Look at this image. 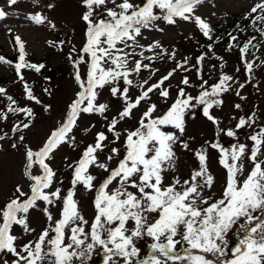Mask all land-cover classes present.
<instances>
[{"label":"snow or ice","instance_id":"obj_1","mask_svg":"<svg viewBox=\"0 0 264 264\" xmlns=\"http://www.w3.org/2000/svg\"><path fill=\"white\" fill-rule=\"evenodd\" d=\"M17 2L18 0H8L9 5ZM109 3L113 7H108ZM202 3L203 0H144L142 4L133 3L132 0H121L120 3L117 0H82L86 9L81 16L86 25V43L78 52L75 48L72 49V52H76L75 59L69 54L75 69L74 79L80 91L68 105L64 121L51 131L38 150L24 145L26 163L23 175L30 182L29 191L26 192L22 185L17 184L8 201L0 207V253L13 257L9 262L0 256V264H73L74 258L83 264L95 246L103 248L106 254L104 264H109L114 256L122 257L124 264H162L156 253L173 261L185 259L175 254L176 246L181 240L189 246L186 249L189 252L186 257L189 264H214L212 259L205 255H194L190 250L219 257L230 251L232 259L224 264H264V158H261L264 157V128L250 137L253 146L247 159L253 166L246 176H243L245 164L242 160L246 145L239 144L226 149L218 143L211 144L212 149L219 150V163L227 172L220 199L209 203V198L203 196L204 189H210L215 181L207 167V153L203 149L194 151L199 167L192 171L190 179L181 182L179 178H175L172 183L164 185L163 173L175 167V145L179 142L183 149H189V144L181 140L185 133L187 111L202 105L203 115L214 125H218L219 121L210 113V109L222 104L219 97L232 86L233 77L230 75L222 73L219 81L210 86V90L205 87L207 82L204 81L201 84L203 90L197 97L187 95L184 89H180L176 100L161 115H154L157 112L155 103L149 104L138 121V127L135 130L125 129V153L113 168H109L107 162H99L98 153L107 147L105 141L108 136L105 132L96 133L94 142L84 148L80 158L67 165L73 172L71 188L67 194L62 196L59 187L54 191L50 190L55 182L56 172L46 161L52 159L60 145H75V136L71 134L80 114L96 113L104 116L108 110V104L97 103L99 90L106 85L110 86L111 95L123 101L122 110L107 125V131L112 133L115 140H119L121 135L116 131L117 125L126 118H131L133 110L138 109L142 101L148 102L150 93L159 91L161 97H169L168 89L162 85L177 69L187 71L185 65L188 59L177 63L175 68L155 83L150 84L148 80H144L139 84V95L132 98L129 89L134 86V81L130 76L150 68V64H145L144 60H153L152 56L144 55L145 50L151 52L159 49L155 56L157 59L165 55L169 59H175L176 56L175 50L169 52L159 41L145 47L137 38L142 35V29H151L158 20L174 25L179 18L194 22L202 34L212 40L211 25L195 14L196 7ZM48 7L53 5L49 4ZM5 16L6 12L0 9V18ZM249 17L253 26L258 21L264 22V0H259L251 7L245 19ZM30 18L37 24L47 22L50 27L55 28V24L39 12ZM157 30L163 32L162 28L157 27ZM257 31L264 37V28H258ZM14 39L19 52L14 69L23 84L25 99L41 104L42 101L34 94L21 70L28 68L39 73L45 65L26 61L23 41L19 36ZM236 39L231 36V40ZM255 40L256 36H252L240 48L242 60L250 48L258 50L257 44L253 43ZM48 43L53 45L55 42ZM63 43L64 41H60L59 45ZM208 47L211 51L212 46ZM136 48L141 51L137 53ZM85 55L88 60H85ZM137 55L140 59H135ZM204 59L205 55L202 54L197 58V64ZM244 62L250 73L253 63L246 60ZM0 63L12 64L3 56H0ZM83 63L88 64L86 79H82L79 70ZM121 80L123 89L119 87ZM181 83L188 85L189 80L184 78ZM239 87L244 85L240 84ZM0 96L8 101L6 111L0 110V120H7L9 113H23L25 116L24 121L11 128L12 133H21L18 140L23 142L25 136L22 132L32 124L33 109L18 106V102L7 94L4 87H0ZM48 107L44 106L45 111ZM254 115L253 113L247 119L239 118L236 128L252 123ZM169 127L177 132L166 131ZM7 135H0V140ZM226 135L233 137L236 133L228 130ZM11 147L16 148L17 144L13 143ZM118 155L119 149L113 147L106 161H112ZM37 166L40 170L38 175L33 174V169ZM92 166L104 170L108 175L96 188L93 201L96 214L89 225L74 196L77 185H83L88 191L95 187L93 181L96 177L89 172ZM114 181L117 186L110 189L109 186ZM130 188L136 191H130ZM38 201L45 205L43 212L48 224L35 240L18 245L20 237L13 234V226H20L25 234L34 232L28 216L31 209L37 208ZM57 202L62 203V208L60 218L54 220L49 206H55ZM201 204L207 207L202 208ZM130 221L134 225L132 228L126 226ZM85 225L90 228L87 232ZM236 226L242 235L235 246L229 249L226 237ZM145 235L155 241L150 245L152 253L134 261L133 258L139 257V249L134 241ZM177 236L181 239H176ZM89 239L91 242L86 243Z\"/></svg>","mask_w":264,"mask_h":264},{"label":"rangeland","instance_id":"obj_2","mask_svg":"<svg viewBox=\"0 0 264 264\" xmlns=\"http://www.w3.org/2000/svg\"><path fill=\"white\" fill-rule=\"evenodd\" d=\"M120 2L121 0H117V3ZM132 2L142 4L144 0H132ZM257 2L259 0H203V3L196 7L195 14L215 25L226 14L250 10ZM49 4H52L53 7L49 8ZM108 7H113V5L109 3ZM0 9L6 12V16L0 18V56H15L19 54L17 51L18 46L16 43L14 45V37L19 36L25 45L27 60L40 61L51 47L53 52L46 59V68L63 66L66 70L63 76L49 79L43 77L42 73H40L41 71L37 73L28 68L21 70L34 94L42 101L41 104H36L25 99L23 84L15 72L14 63H0V77L8 79L10 82L9 86L5 88L7 94L13 96L18 102V106L31 107L34 112L30 128L22 132L25 136L23 142L18 140V136L21 133L14 134L11 132L14 124L25 120L23 113L15 115L9 113L7 120H0V135L8 134L3 140H0V207H3L17 184L22 185L26 192L29 191L30 182L23 175L26 163L24 145L31 147L33 150H38L51 131L64 121L68 105L75 99L76 93L80 91L74 79L75 69L69 59V54L71 53L72 58L75 59L76 52H72V49L75 48L78 52L86 43V25L81 19L86 9L82 5V0H18L15 5H9L8 0H0ZM156 11L158 12V10ZM37 12L54 23L55 28L50 27L47 22L43 24L35 23L30 17ZM213 13L215 14L213 15ZM157 27L162 28L163 32L158 31ZM137 39L145 47L154 41H159L162 47L169 52L175 50L176 56L175 59H169L166 55L157 59L155 56L156 52L160 51L159 49L151 52L145 50L144 55L152 56L153 60H144L145 64H150V68L143 69L138 75L133 73L130 76V79L134 81V86L129 89V95L132 98L139 95L141 91L140 83L144 80H148L150 84L157 82L162 76L175 68L177 63H183L185 58L188 59V63L185 65L188 70L177 69L173 76L162 85L169 91L168 98L161 97L159 91L150 93L148 102L142 101L138 109L133 110L131 118H126L117 125L116 131L121 133L119 140H115L112 133L107 131V125L113 117L118 116V113L122 110L123 101L111 95L110 86L106 85L99 90L97 103L108 104V110L104 116L96 113L80 114L77 126L71 134L75 136V145L70 146L68 143L60 145L53 153L52 159L46 161L50 163V166L56 172L55 182L50 190L54 191L56 187H59L62 196L67 194L68 189L71 188L73 175L72 169L67 165L76 162L80 158L84 148L94 142L96 133L105 132L108 136V140L105 141L107 147L103 152L98 153L99 162H107L109 168H113L125 153V129L135 130L138 127V121L149 104L155 103L157 112L154 115H161L176 100L180 89H184L187 95L197 97L203 90L201 84L204 81L207 82L205 87L210 90V86L216 84L223 73L232 76L233 82L231 88L219 97L222 100V104L213 106L210 109V113L219 121V124L214 125L203 115L202 105L190 108L185 116V133L181 137L182 141L189 144V149H183L178 142L174 147L176 153L175 167L163 173L165 186L172 183L175 178H179L181 182L190 179L192 171L199 167L194 151L203 149L207 145L209 147L207 167L214 176L215 181L210 189H204L203 196L209 198V203L214 202L222 197L227 172L219 163V150L211 148L212 143H218L226 149H231L239 144L246 145V152L244 157H242L245 164L243 176H246L253 166L247 159L248 155H250L253 141L249 136H243V131L250 130L253 133L256 127L264 126V52L257 57L251 56L254 58L253 69L249 73L245 64L239 62L237 51L232 48L227 50V54L224 57L215 58L213 52L210 53V51H207L206 55L204 50H207L206 46L208 45L204 41L202 32L196 27L194 22L184 21L179 18H177V22L174 25L158 20L151 29H142V35ZM49 41L55 43L50 46ZM60 41H64V43L59 45ZM135 51L139 53L141 49L136 48ZM202 54L205 55V61L197 64V58ZM217 54H221L220 51ZM135 59H140V57L137 55ZM85 60H88L87 55H85ZM65 61L68 64H65ZM79 70L82 79H86L88 64H81ZM184 78L189 80L188 85L181 83ZM240 84H243L244 87L240 88ZM119 87L121 89L124 87L122 80L119 82ZM44 89L49 91L45 92ZM237 92H239V95H237ZM192 103L195 104V101ZM7 104L6 98L0 96V110L6 111ZM45 105L49 106L47 111L44 109ZM236 105L240 107L237 108ZM253 113L255 115L252 123L240 129L236 128L239 118L244 117L247 119ZM105 116L107 119H105ZM165 130L177 132L176 129L170 127ZM228 130L234 131L236 135L228 137L226 135ZM238 134L242 135V139L234 141L235 144L230 146H224L225 140L235 138ZM13 143L17 144L16 148L11 147ZM113 147L119 149V155L114 157L112 161H106V157L110 154V150ZM89 172L96 177L93 181L95 187L93 190L88 191L83 185H77L74 199L78 202L81 214L89 221L90 225L96 214L93 205L96 188L99 187L108 173L95 166L90 167ZM33 174H40L38 166L34 167ZM116 186V181H114L109 188L114 189ZM177 187L178 189L180 188V186ZM129 190L136 191L131 188ZM200 206L202 208L207 207V205L203 204ZM44 207V203L38 201L37 208L31 209L29 212V224L31 228L35 229L34 232L25 234L20 226H13V234L20 237L17 241L18 245L35 240L38 234L47 226L48 221L43 212ZM61 208V202H57L55 206H49V211L52 213L54 220L60 218ZM151 215L153 217L156 216V214ZM89 225L84 226L86 232L90 230ZM126 226L132 228L134 225L130 221ZM240 235L242 233L238 232V226L228 233L226 238L229 248L240 238ZM176 239L179 240L181 238L177 236ZM89 242H91L90 239L86 241V243ZM134 242L139 249V257L133 258L134 261L146 258L152 253L150 245L155 242L152 238L145 235L143 238L135 239ZM186 249H189V246L182 240L176 246L175 254L185 257L183 260L173 261L159 253H156V255L161 259L162 264H189L186 259L189 252ZM190 251L194 255H205L207 258L212 259L214 264H224L225 261L232 259L230 251H227L223 257L201 253L199 250ZM0 256L9 260V262L13 259L10 254L0 253ZM105 256L103 248L95 246L89 256L84 259L83 264H101L100 260L105 258ZM113 262L114 264H124L123 258L117 256H114L109 264H113ZM73 264H81V261L74 258Z\"/></svg>","mask_w":264,"mask_h":264},{"label":"trees","instance_id":"obj_3","mask_svg":"<svg viewBox=\"0 0 264 264\" xmlns=\"http://www.w3.org/2000/svg\"><path fill=\"white\" fill-rule=\"evenodd\" d=\"M250 10L242 11L239 13H228L226 16L220 20L215 25H211L213 31L211 33L212 40H209L204 36L205 43L209 46L211 45V51L209 50V47H207V50H204L205 54L207 55V51L213 52V56L215 58L218 57H224L227 54V50L229 48H232L233 50L237 51V58L240 60L242 64H245V60L252 62L254 58L259 56L262 52H264V37L261 36L260 32L257 31L258 28H264V22L258 21L255 26H253L251 22V17L248 19H245V15L249 13ZM235 36L237 39L235 41L231 40V36ZM252 36H256V40L253 41L254 44H257L258 50L255 48H250L249 52L245 55L244 59L242 60L240 48L243 46L244 43H246ZM15 38V37H14ZM230 44L232 47H230ZM15 45V40H14ZM52 46V45H50ZM17 49V48H16ZM221 49V50H220ZM18 51V49H17ZM220 51L221 54H217V52ZM53 52L51 47L48 49V53L44 55V57L40 61L36 60H27L30 63L34 64H46V59L50 56V54ZM19 54L15 56H3L7 60L11 61L12 63H16L18 61ZM205 59L203 60V62ZM65 64H68L67 61H65ZM64 72L66 70L63 66H59L58 68H46V65L44 68L41 69L42 76L46 79L54 78L57 76H63ZM10 82L8 79L0 77V87L7 88L9 86Z\"/></svg>","mask_w":264,"mask_h":264},{"label":"water","instance_id":"obj_4","mask_svg":"<svg viewBox=\"0 0 264 264\" xmlns=\"http://www.w3.org/2000/svg\"><path fill=\"white\" fill-rule=\"evenodd\" d=\"M261 128H264V126H263V127H257V128L254 130V134H255L256 132H258ZM249 132H250L249 130H245V131H244V134H248ZM232 143H233L232 139H227V140L225 141L224 146L227 147L228 145H231ZM203 150L207 153L208 150H209V147H208L207 145H205V146L203 147ZM237 242H238V241L234 242V243L230 246V248L234 247L235 244H236ZM230 248H229V249H230ZM230 255H231V252H230ZM231 256H232V255H231ZM104 260H105V258L102 259V260L100 261V263L103 264V263H104Z\"/></svg>","mask_w":264,"mask_h":264},{"label":"flooded vegetation","instance_id":"obj_5","mask_svg":"<svg viewBox=\"0 0 264 264\" xmlns=\"http://www.w3.org/2000/svg\"><path fill=\"white\" fill-rule=\"evenodd\" d=\"M240 134L237 135V137L239 136ZM245 136H249L250 137V134L249 135H245ZM236 138V137H235ZM242 139V138H241ZM244 139V138H243ZM240 140V139H239Z\"/></svg>","mask_w":264,"mask_h":264}]
</instances>
